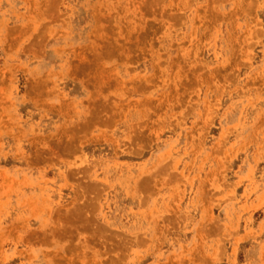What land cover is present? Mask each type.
I'll list each match as a JSON object with an SVG mask.
<instances>
[{
  "label": "rangeland",
  "instance_id": "374dc122",
  "mask_svg": "<svg viewBox=\"0 0 264 264\" xmlns=\"http://www.w3.org/2000/svg\"><path fill=\"white\" fill-rule=\"evenodd\" d=\"M0 264H264V0H0Z\"/></svg>",
  "mask_w": 264,
  "mask_h": 264
}]
</instances>
